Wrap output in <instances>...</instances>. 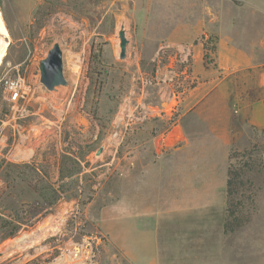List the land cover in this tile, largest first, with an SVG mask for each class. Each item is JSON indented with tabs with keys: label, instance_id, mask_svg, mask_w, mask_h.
Here are the masks:
<instances>
[{
	"label": "rangeland",
	"instance_id": "374dc122",
	"mask_svg": "<svg viewBox=\"0 0 264 264\" xmlns=\"http://www.w3.org/2000/svg\"><path fill=\"white\" fill-rule=\"evenodd\" d=\"M0 9L10 33L0 80L22 85L16 103L0 88V264H52L71 251L80 258L92 251L89 264H110L100 227L122 206L136 161L170 156L189 125L214 132L215 119L188 111L220 83L212 98L233 97L235 109L239 94L264 97L256 89L264 66L240 71L237 63L243 51H259L264 63V0H0ZM58 42L68 84L48 90L40 62ZM188 62L192 74L184 70ZM243 79L255 85L243 87ZM250 150L264 153V132L236 152ZM263 216L264 188L253 216L259 245L244 246L262 257ZM44 224L58 229L5 254L12 240ZM15 225L20 231L6 238Z\"/></svg>",
	"mask_w": 264,
	"mask_h": 264
},
{
	"label": "crops",
	"instance_id": "0c3cea01",
	"mask_svg": "<svg viewBox=\"0 0 264 264\" xmlns=\"http://www.w3.org/2000/svg\"><path fill=\"white\" fill-rule=\"evenodd\" d=\"M258 55L243 51L240 71L263 67ZM248 85L255 83L243 79L242 86ZM256 86L264 91V79ZM217 87L188 111V116L199 111L202 119H215L214 132L187 126L181 147L171 143L177 148L168 157L138 159L137 175L124 179L122 206L100 227L110 246V264H260L264 258L244 252V246L259 245L257 218L234 233L224 228L230 153L246 149L255 132H264V97L239 94L235 109L233 97L212 98Z\"/></svg>",
	"mask_w": 264,
	"mask_h": 264
},
{
	"label": "trees",
	"instance_id": "16d2710c",
	"mask_svg": "<svg viewBox=\"0 0 264 264\" xmlns=\"http://www.w3.org/2000/svg\"><path fill=\"white\" fill-rule=\"evenodd\" d=\"M186 74H192L191 66L184 64ZM184 71H182L183 73ZM190 88L194 89L195 85ZM235 161V162H234ZM264 184V153L255 150L230 153V166L228 170V183L226 189V222L225 233H234L248 225L257 213V199L263 192ZM53 204L48 203L44 210L48 214ZM20 231V225L6 238L15 237Z\"/></svg>",
	"mask_w": 264,
	"mask_h": 264
},
{
	"label": "bare ground",
	"instance_id": "6f19581e",
	"mask_svg": "<svg viewBox=\"0 0 264 264\" xmlns=\"http://www.w3.org/2000/svg\"><path fill=\"white\" fill-rule=\"evenodd\" d=\"M0 31L4 34V38L0 39V66L3 65L9 51V41L7 39L10 37L9 30L5 19L3 18L2 11L0 9ZM56 225V224H55ZM53 224H47L41 226L37 231L32 233L22 234L20 237L12 240L6 248V255H13L18 251L25 250L26 248L33 247L40 244L50 233L55 232L58 227ZM58 226V225H57ZM52 264H84L80 255L74 251L64 254L62 257L58 258Z\"/></svg>",
	"mask_w": 264,
	"mask_h": 264
},
{
	"label": "water",
	"instance_id": "95a60500",
	"mask_svg": "<svg viewBox=\"0 0 264 264\" xmlns=\"http://www.w3.org/2000/svg\"><path fill=\"white\" fill-rule=\"evenodd\" d=\"M121 38V59L126 57V47L128 40L124 30L120 32ZM41 82L48 90H54L58 86H66L68 81L64 74V51L61 43H56L49 51L46 58L40 62ZM101 149L97 155L100 156Z\"/></svg>",
	"mask_w": 264,
	"mask_h": 264
},
{
	"label": "built area",
	"instance_id": "2783aa9c",
	"mask_svg": "<svg viewBox=\"0 0 264 264\" xmlns=\"http://www.w3.org/2000/svg\"><path fill=\"white\" fill-rule=\"evenodd\" d=\"M0 88H3L7 95V99L12 103H16L22 98V85L19 79L4 77L0 80ZM88 239L94 240L99 245L104 243L103 238L99 236H93ZM92 257H94V255L91 251L89 255H86V257H82L80 259L84 264H89Z\"/></svg>",
	"mask_w": 264,
	"mask_h": 264
}]
</instances>
